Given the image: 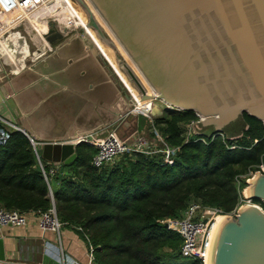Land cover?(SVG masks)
<instances>
[{
	"label": "water",
	"instance_id": "1",
	"mask_svg": "<svg viewBox=\"0 0 264 264\" xmlns=\"http://www.w3.org/2000/svg\"><path fill=\"white\" fill-rule=\"evenodd\" d=\"M87 1L152 93L146 92L88 15L86 25L112 48L118 57L114 59L117 68L141 100L161 102V107L150 108L152 118L167 109L193 111L200 119L192 132L201 136L224 133V137H241L242 113L260 120L264 127V0ZM33 26L48 42L62 37L54 30L52 19H38ZM83 34L87 35L84 30ZM8 106L10 100L4 99L0 89V115L15 127L5 113ZM39 157L70 163L75 158L74 145L43 142ZM244 188L250 202L242 203L234 215L218 218L208 241L206 264H264V210L251 202L257 199L264 204V173L255 172ZM4 259L0 237V260Z\"/></svg>",
	"mask_w": 264,
	"mask_h": 264
},
{
	"label": "trees",
	"instance_id": "2",
	"mask_svg": "<svg viewBox=\"0 0 264 264\" xmlns=\"http://www.w3.org/2000/svg\"><path fill=\"white\" fill-rule=\"evenodd\" d=\"M241 117V137L194 134L184 140V126L196 114L167 109L152 118V125L176 147L169 163L159 154L133 152L94 167V147L79 142L74 160L59 166L65 173L57 170L51 177L50 164L40 159L39 166L27 136L9 127L0 143V206L28 212L52 204L60 221L88 234L94 264H199L177 254L180 237L161 221L179 216L190 201L222 213L236 206L245 186L241 175L264 159L261 121ZM251 202L264 210L260 200Z\"/></svg>",
	"mask_w": 264,
	"mask_h": 264
},
{
	"label": "crops",
	"instance_id": "3",
	"mask_svg": "<svg viewBox=\"0 0 264 264\" xmlns=\"http://www.w3.org/2000/svg\"><path fill=\"white\" fill-rule=\"evenodd\" d=\"M48 2L0 0V89L10 100L5 113L18 130L35 142H71L75 147L77 138L99 136L102 128L113 126L131 100L93 38L83 34L77 21L72 22L78 24L73 29L79 26L80 31L64 38L69 11L66 15L63 8L54 15L57 8L49 12ZM41 18L52 19L62 37L46 41L33 26ZM140 123L135 128L140 133L145 128L150 137L146 119ZM41 146H35L39 155ZM41 160L65 173L59 167L64 163ZM26 219L21 226H0L9 261L0 264H56L42 252L44 241L56 242L55 233L41 231L34 213ZM60 244L68 255L85 262V241L71 224L60 226Z\"/></svg>",
	"mask_w": 264,
	"mask_h": 264
},
{
	"label": "built area",
	"instance_id": "4",
	"mask_svg": "<svg viewBox=\"0 0 264 264\" xmlns=\"http://www.w3.org/2000/svg\"><path fill=\"white\" fill-rule=\"evenodd\" d=\"M22 1V0H21ZM30 1V0H29ZM40 1V0H39ZM31 6L30 8H32ZM127 89V88H126ZM130 94L129 90L127 89ZM152 93V92H150ZM138 98L140 96L137 93ZM130 105L123 115L128 114H140L145 117L148 124H150L149 132H151L150 137L134 134L132 132L129 134L131 139L127 141V136L120 137L114 127H104L99 133V136H90L79 137L75 140V143L85 142L94 147V152L90 158V164L94 167H100L106 164L112 163L117 157L122 154H130L133 152H138L146 155L159 154L161 161L164 163H169L176 151L175 146H170L166 144L163 140L161 134L154 128L152 125V116L150 114L151 106H145L141 104V109L136 107V99L130 94ZM140 99V98H139ZM152 101L154 99H145L143 101ZM149 101L145 102L149 104ZM135 104H134V103ZM197 116V115H196ZM200 119L197 116V119L190 121L184 126V140H187L193 134L192 126ZM15 128L11 123L0 117V143H2L7 138L8 128ZM16 129V128H15ZM214 135L222 136V133H209L207 136L213 137ZM30 143L36 151V145L43 142H35L31 137H28ZM200 141H204L203 137L196 138ZM38 164L41 167L39 154L36 153ZM57 172L56 166L49 165L47 174L52 176ZM255 172L264 173V159L256 165L255 169H248L244 175H241L244 178L245 185L249 178ZM245 187V186H244ZM242 194V189L240 190ZM50 199L51 193H50ZM244 202H250L242 194L238 197V202L236 206L227 213H222L218 209L208 206H202L197 201H190L186 207L183 209L181 214L177 217L167 218L161 222L165 226L173 231H175L179 237L178 250L180 254L185 257H190L199 262V264H205L206 262V253L207 245L209 241V230L216 216H223L226 214L234 215L237 208ZM255 204V203H254ZM260 207L258 204H255ZM31 212L35 214L36 223L41 231H50L55 233L56 242L44 241L42 244L43 254L51 259L56 264H93L94 260V245L90 242L88 234L82 231L79 225H74L73 228L79 230L82 233V237L85 241V262H81L76 258L68 255L61 247L60 244V226L65 222L60 221L56 217V213L53 205L51 204L49 208L43 211H28L21 212L17 209H5L0 206V226L1 225H12V226H21L27 222V214ZM69 224V223H67ZM43 264V263H39Z\"/></svg>",
	"mask_w": 264,
	"mask_h": 264
},
{
	"label": "bare ground",
	"instance_id": "5",
	"mask_svg": "<svg viewBox=\"0 0 264 264\" xmlns=\"http://www.w3.org/2000/svg\"><path fill=\"white\" fill-rule=\"evenodd\" d=\"M37 1H39V0H37ZM47 0H44V3L46 2ZM53 0H49V2L47 3V5L50 3V2H52ZM69 2H70V0H69ZM68 2V0H59V2L57 3V5L54 7V8H47V9H50L49 10V12L50 11H53V10H55L56 8H58V7H64L65 9H68V11H69V14L71 15V16H74V18L76 17L77 19H76V21H77V23H79L80 24V27H82V29L84 30V32L85 33H87V35L90 37V38H93V41H95L96 42V44L99 46V49H100V51L104 54V55H106L110 60H111V62H112V64H113V66H114V69H115V71H116V73H117V75L120 77V79H121V81L124 83V85L126 86V88L129 90V92H130V94H131V96H133L134 98L135 97H137L138 98V95H137V93L135 92V90H134V87L132 86V83H129L128 82V78H126V76L117 68V66H116V63H115V60H114V58L112 57V54H111V52L109 51V49L108 48H106V46H104L103 44H102V42L98 39V37L96 36V34H95V32L92 30V29H90L86 24H87V17L85 16V14H84V12L78 7V6H76V5H74L73 3H69ZM82 2V1H81ZM43 10V9H42ZM41 12V11H40ZM48 12V11H47ZM91 12H92V10H91ZM44 13H45V10H44ZM92 14H93V18L94 19H96L97 21H99V23H101L102 24V26H103V22L100 20V18L94 13V11L92 12ZM109 34H110V32H109ZM113 43H114V46H115V48L117 49V51L121 54V56L123 57V59H124V61L126 62V64L132 69V71H133V73L136 75V77L139 79V81H141V83H143V86H145V90H146V92L148 93V94H151L150 92H152L151 91V89L146 85V82H145V80L143 79V77L140 75V73L137 71V69L130 63V61H129V59L127 58V56L125 55V52L122 50V48L120 47V45H118L117 43H116V41L113 39ZM148 99V98H147ZM156 99H154V100H152V101H149V100H146V101H143V100H141V99H136V108L137 109H141V104H144L145 106H151V108L153 107V109L154 108H156V107H160L159 105L161 104V102L160 101H158V100H156V101H158L159 102V104L158 103H156V101H155ZM147 101H149V104L148 103H145V102H147ZM134 103V102H133ZM134 103V104H135ZM245 190L246 189H242V194L244 195V196H247V195H245ZM219 217H222V216H216L215 217V219H214V221H213V223H212V225H211V228H210V230H209V234L211 235V233L210 232H212L211 231V229H212V227H213V225H214V223H216L217 222V220H218V218ZM210 235H209V238H210ZM0 262L2 263V262H4V261H2V260H0ZM205 264H206V262H205Z\"/></svg>",
	"mask_w": 264,
	"mask_h": 264
},
{
	"label": "rangeland",
	"instance_id": "6",
	"mask_svg": "<svg viewBox=\"0 0 264 264\" xmlns=\"http://www.w3.org/2000/svg\"><path fill=\"white\" fill-rule=\"evenodd\" d=\"M18 1V0H17ZM82 1V2H81ZM59 2V0H53L52 2H50L48 5H47V7L48 8H54L56 5H57V3ZM68 2H69V0H68ZM70 2L71 3H73L74 5H76V6H78L83 12H84V14H85V16L87 17V19H88V15H90L91 16V18L94 20V21H96V23H98V25L101 27V29H102V32L104 33V34H106L107 36H108V38L111 40V42L113 43V39L115 40V38H114V36H113V34L110 32V30L107 28V26L105 25V23L102 21V19L100 18V16L95 12V10L91 7V5H90V3L87 1V0H79L78 2L76 1V0H70ZM69 2V3H70ZM28 3V2H27ZM46 7V8H47ZM63 8L64 7H58L57 8V10H55L54 11V15H57L59 12H61L62 10H63ZM64 10H65V12H66V15H68V13H67V9H65L64 8ZM91 10H92V12L94 11V13L100 18V20L103 22V26H102V24L101 23H99V21H97L96 19H94L93 18V14H92V12H91ZM91 12V13H90ZM90 13V14H89ZM61 15H63V13L61 14ZM65 18V17H64ZM76 17L74 18V16H70V15H68L67 17H66V22H68L69 24H67V28H68V32H67V34H66V37H64V38H68L69 37V35H72V34H75V33H78L79 31H80V28H79V26H77V28L74 30L73 28L76 26V25H78V24H72V22L73 21H76ZM90 29H92L91 27H89ZM93 30V29H92ZM81 31H83V29L81 28ZM109 32H110V34H109ZM90 38V37H89ZM116 41V40H115ZM116 43L118 44V42L116 41ZM104 46H106V48H108L109 49V51L111 52V54H112V57L114 58V59H117L118 57L116 56V54L114 53V51L112 50V48H110L109 46H107L106 44H104V43H102ZM114 44V43H113ZM119 45V44H118ZM126 55V54H125ZM127 56V55H126ZM128 58V57H127ZM129 59V58H128ZM129 61H130V63L133 65V63L131 62V60L129 59ZM116 63V62H115ZM134 66V65H133ZM135 67V66H134ZM136 68V67H135ZM146 82V81H145ZM146 85L150 88V86L146 83ZM156 101V100H155ZM156 103H158L159 104V102L158 101H156ZM160 107H161V104L159 105ZM127 109H129V107H127ZM139 119H140V121H141V123L139 122ZM142 119H145V117L144 116H142V115H140V114H128V115H123V113L120 115V116H118V118H116V120H115V123L113 124V126L115 127V130H116V133L119 135V136H122V137H125V136H127V141H129L130 139H131V136L129 135L130 133H131V131H132V135H134V134H137L138 133V135L140 134V135H142V136H147V134H146V131H144L145 130V128L143 129V133H140L136 128H135V125L137 124V123H140V125L139 126H141V124L144 122V120L142 121ZM138 121V122H137ZM120 122H125V124L126 125H121V123ZM135 122H137V123H135ZM121 125V126H120ZM113 126H111V127H113ZM135 129L137 130V131H135ZM134 131V132H133ZM244 189H246V188H244ZM239 195L241 196L242 194L241 193H239ZM65 224V223H64ZM215 224V223H214ZM66 225H68L67 223H66ZM214 226V225H213ZM212 229H213V227H212ZM212 229H211V231H212ZM211 233V232H210ZM210 235V234H209ZM2 261H6V262H9V261H7V259L5 260H2ZM93 264H94V262H93Z\"/></svg>",
	"mask_w": 264,
	"mask_h": 264
},
{
	"label": "flooded vegetation",
	"instance_id": "7",
	"mask_svg": "<svg viewBox=\"0 0 264 264\" xmlns=\"http://www.w3.org/2000/svg\"><path fill=\"white\" fill-rule=\"evenodd\" d=\"M48 8V7H47Z\"/></svg>",
	"mask_w": 264,
	"mask_h": 264
}]
</instances>
